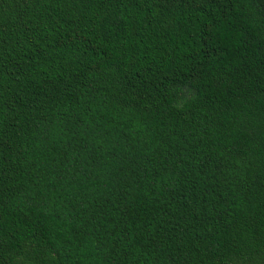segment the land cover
Wrapping results in <instances>:
<instances>
[{"label": "trees", "instance_id": "16d2710c", "mask_svg": "<svg viewBox=\"0 0 264 264\" xmlns=\"http://www.w3.org/2000/svg\"><path fill=\"white\" fill-rule=\"evenodd\" d=\"M0 264H264V0H0Z\"/></svg>", "mask_w": 264, "mask_h": 264}]
</instances>
